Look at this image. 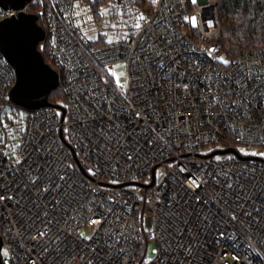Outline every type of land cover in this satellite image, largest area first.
I'll return each mask as SVG.
<instances>
[{"label": "built area", "instance_id": "built-area-1", "mask_svg": "<svg viewBox=\"0 0 264 264\" xmlns=\"http://www.w3.org/2000/svg\"><path fill=\"white\" fill-rule=\"evenodd\" d=\"M33 2L0 22L42 21L65 104L0 51L4 264H264V47L225 59L210 0Z\"/></svg>", "mask_w": 264, "mask_h": 264}, {"label": "water", "instance_id": "water-1", "mask_svg": "<svg viewBox=\"0 0 264 264\" xmlns=\"http://www.w3.org/2000/svg\"><path fill=\"white\" fill-rule=\"evenodd\" d=\"M32 0H0V6L8 9H22ZM95 2V0H90ZM45 38V29L39 24L34 13L19 12L0 22V51L8 59L16 72V83L10 91V98L19 107L36 109L53 105L49 97L59 87V76L45 61L39 49V43ZM234 152L235 149L215 151L219 153ZM157 166L153 167L154 173ZM3 239L0 235V264L2 258Z\"/></svg>", "mask_w": 264, "mask_h": 264}, {"label": "trees", "instance_id": "trees-1", "mask_svg": "<svg viewBox=\"0 0 264 264\" xmlns=\"http://www.w3.org/2000/svg\"><path fill=\"white\" fill-rule=\"evenodd\" d=\"M210 1L216 2L219 9L225 59L232 60L241 51L264 47V0ZM35 9L33 6L32 10ZM38 22L42 25L41 20ZM49 100L54 105L64 106L65 97L60 87L52 92Z\"/></svg>", "mask_w": 264, "mask_h": 264}, {"label": "rangeland", "instance_id": "rangeland-1", "mask_svg": "<svg viewBox=\"0 0 264 264\" xmlns=\"http://www.w3.org/2000/svg\"><path fill=\"white\" fill-rule=\"evenodd\" d=\"M198 0H191V2H197ZM115 79L117 82H122L124 80H126V70H125V65L122 63V64H119L116 66L115 68ZM239 149L240 152L244 153L247 148L246 147H242V146H238L237 147ZM250 152L253 151V148H249L248 149ZM154 247V244H151L149 246V251L151 252L152 248Z\"/></svg>", "mask_w": 264, "mask_h": 264}]
</instances>
